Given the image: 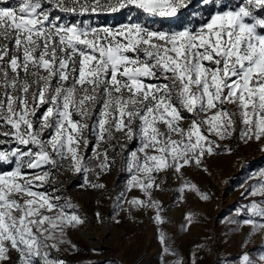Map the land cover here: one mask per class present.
Wrapping results in <instances>:
<instances>
[{
  "label": "snow or ice",
  "instance_id": "6c2138e0",
  "mask_svg": "<svg viewBox=\"0 0 264 264\" xmlns=\"http://www.w3.org/2000/svg\"><path fill=\"white\" fill-rule=\"evenodd\" d=\"M112 14L126 19L94 23ZM232 140L264 154V0H0V264H70V233L106 220L73 202L74 183L107 197L116 225L165 223L169 176L178 201H210L184 170L207 172ZM242 187L221 219L241 250L214 264H264V171ZM159 239L165 264H200L203 245L183 257Z\"/></svg>",
  "mask_w": 264,
  "mask_h": 264
},
{
  "label": "rangeland",
  "instance_id": "374dc122",
  "mask_svg": "<svg viewBox=\"0 0 264 264\" xmlns=\"http://www.w3.org/2000/svg\"><path fill=\"white\" fill-rule=\"evenodd\" d=\"M175 23L166 21L164 27ZM230 143L232 154L221 151L219 155L209 158L207 172L195 168L184 170V178L188 182L211 194L210 201L200 200L195 192L184 193V201H178L176 189L182 183L181 179L170 176L165 178V190L156 193V198L166 209L162 213L166 222L159 228L148 216H138L137 222L122 219L120 224H112L107 218L114 205L107 197L98 207L97 193L81 190L75 183L72 184L67 195L73 202L79 204L89 217L95 211H100L106 220L103 224L86 223L81 230L70 233L71 240L79 246L80 253L68 256V260L73 264H165V260L171 261L172 257L163 255L164 245L159 239L161 231L166 243L183 257L194 252L197 245H203L200 264H214L217 258L223 260L225 257L236 256L241 250L243 233L233 236L231 232H226V225L221 223V219L229 218L233 209L242 202V185L246 179L255 176L258 171H264V154L255 144L237 146L236 140ZM61 179L65 184L69 183L68 176ZM125 179L126 173L121 171L118 161L111 174L105 176L102 182L110 190L113 185L118 190L124 186ZM186 213L194 216V224L190 230L184 226ZM210 237L215 238L214 245L208 243ZM92 249H98L99 254H94ZM233 264L238 262L234 261Z\"/></svg>",
  "mask_w": 264,
  "mask_h": 264
},
{
  "label": "trees",
  "instance_id": "16d2710c",
  "mask_svg": "<svg viewBox=\"0 0 264 264\" xmlns=\"http://www.w3.org/2000/svg\"><path fill=\"white\" fill-rule=\"evenodd\" d=\"M126 19V16L124 14H112V15H104L96 18L94 20V23L101 26L106 25H118L119 23L124 22ZM70 264H73L71 260Z\"/></svg>",
  "mask_w": 264,
  "mask_h": 264
}]
</instances>
